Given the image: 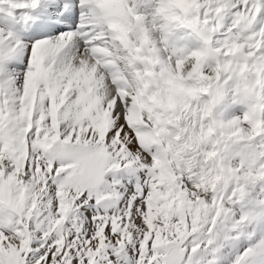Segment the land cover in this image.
<instances>
[{"label":"snow or ice","instance_id":"6c2138e0","mask_svg":"<svg viewBox=\"0 0 264 264\" xmlns=\"http://www.w3.org/2000/svg\"><path fill=\"white\" fill-rule=\"evenodd\" d=\"M0 264H264V0H0Z\"/></svg>","mask_w":264,"mask_h":264}]
</instances>
